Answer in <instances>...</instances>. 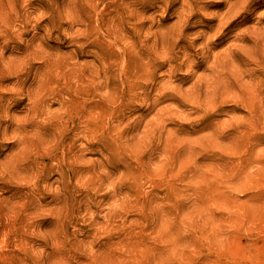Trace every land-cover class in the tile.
I'll list each match as a JSON object with an SVG mask.
<instances>
[{"label":"rangeland","instance_id":"1","mask_svg":"<svg viewBox=\"0 0 264 264\" xmlns=\"http://www.w3.org/2000/svg\"><path fill=\"white\" fill-rule=\"evenodd\" d=\"M0 264H264V0H0Z\"/></svg>","mask_w":264,"mask_h":264}]
</instances>
